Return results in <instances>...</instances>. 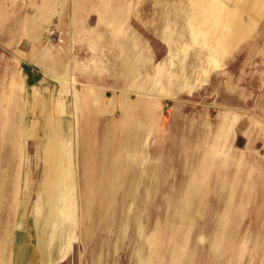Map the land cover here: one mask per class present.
<instances>
[{"label":"rangeland","instance_id":"1","mask_svg":"<svg viewBox=\"0 0 264 264\" xmlns=\"http://www.w3.org/2000/svg\"><path fill=\"white\" fill-rule=\"evenodd\" d=\"M42 4L0 0V264H264V0L60 1L32 41L19 32ZM44 54L69 66L68 92ZM95 88L111 113L72 114ZM36 96L65 105L50 116L73 129L76 180L39 144ZM121 100L138 107L137 166L85 193Z\"/></svg>","mask_w":264,"mask_h":264},{"label":"crops","instance_id":"2","mask_svg":"<svg viewBox=\"0 0 264 264\" xmlns=\"http://www.w3.org/2000/svg\"><path fill=\"white\" fill-rule=\"evenodd\" d=\"M60 1L66 3L69 0H43L42 6L37 8V13H36L37 16H35L33 19L25 21V24L23 25V28L21 29L19 33L26 35L30 40L35 41L37 37V33L39 29L41 28L42 24L47 22L53 16V14L57 11V6H58L57 3H59ZM82 6L83 5L78 6L79 11L84 10V7L82 8ZM114 7H115L114 5H111V7L101 9L100 11L101 17L105 24H108L114 28V30L116 31V34L117 32L118 34H121L122 23L120 19L114 18L115 16L112 15L113 13L115 14L116 12H118V9L115 10ZM132 56H135V55H132L129 53V57H127V61L128 59L131 60ZM37 62L40 63L45 68L44 71L47 75L59 81L61 88H62L61 89L62 94L65 92H68L67 81L69 79L68 77L69 66L63 63V61L61 62L59 60L54 59L49 54H44L42 57L40 56L37 59ZM126 62H125V65L127 64ZM128 64L130 65L133 64L136 67L135 69H133V71L131 70V73H130L131 75L129 74L130 76L129 75L126 76V74H124L125 78L128 82H130L128 86H131L137 89L136 87L137 86L136 82L138 79L137 63L135 61H133V63L130 61V63ZM126 66L127 68H129L128 72H130V67L128 65ZM98 67L100 68V65ZM111 78H112L111 75H106L103 78V81L105 83H108ZM99 82L100 80H97V83ZM95 89L93 91L86 90V92L84 90L81 95L76 94L75 100L73 103V108L71 109L70 112L76 115L80 113H85V111L88 112L89 114L101 113L105 115L107 113H111L113 108L110 105H106V104L103 105L101 103V100H100L101 98H100V93L98 92V88H95ZM135 92H137V90ZM21 102L23 105L22 106L23 110L25 111V109L27 108V103L23 99ZM124 102L125 101L123 100L120 101V108H121V111H123L121 113L122 115L121 125L120 126L115 125L113 127H106L104 129L105 133H103L104 140H103V150H102L103 158L101 159V162L99 163V167L96 168L94 172L92 173L90 172L86 174L87 182H86L85 193H91V190L93 193L103 192L104 191L103 189L105 188L107 184L105 181L107 177L109 179L111 178L113 179L112 187L116 191V188L119 189V187L121 186V182L119 179L122 177L129 178L130 172L137 166L136 158H134L133 156H131L130 158H126V157L130 154L134 155L135 153H138L137 144L135 140L133 141V138L135 139L137 138L136 131L138 129H137V126L131 125L132 122L134 121L136 122L137 119L139 118V115H138L139 112L137 109L138 107H137V103L135 105H132L130 102H129V107H126L124 105ZM33 108H34V111L39 110L41 117L44 119V126L42 128V133H41L42 135L39 140L40 141L39 144L41 146H47L46 152L50 154L49 160L51 162L54 160L55 161L65 160L68 164L66 166L67 172L63 176L66 179L73 178L76 180L78 176H77V172L75 169V166H76L75 165L76 156L74 154L75 149H74V146L69 142V138H71L72 136L73 129L69 128V130L67 129V132H65L61 124H59L57 121L52 119L50 116L51 113H54L60 116L63 113V109L65 108L64 103L61 100H57V101L51 100L48 102L42 99L41 97L36 96L34 98ZM26 136H27V130L24 128L23 134H22L23 139L26 140ZM113 152H116V154L118 152V158L115 159L114 157L115 153L113 156H111V153ZM119 153H122L124 157H122V154L120 156ZM55 154H57V156L59 155V157L55 158ZM106 155H108V157H106ZM107 161H109V164L106 163ZM106 164L108 165V167ZM106 171H108L109 173L107 174ZM135 171L137 172V170ZM136 175L137 173H134V177H136ZM56 176L58 177L60 175H56ZM91 178H93V180L96 179V182L94 181L93 182L94 184L92 185H91L92 182H89V179ZM84 188H85V182H84Z\"/></svg>","mask_w":264,"mask_h":264}]
</instances>
